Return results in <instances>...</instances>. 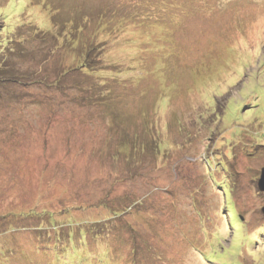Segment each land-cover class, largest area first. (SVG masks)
I'll return each mask as SVG.
<instances>
[{"label": "rangeland", "instance_id": "obj_1", "mask_svg": "<svg viewBox=\"0 0 264 264\" xmlns=\"http://www.w3.org/2000/svg\"><path fill=\"white\" fill-rule=\"evenodd\" d=\"M6 5L0 264H264V0Z\"/></svg>", "mask_w": 264, "mask_h": 264}, {"label": "trees", "instance_id": "obj_2", "mask_svg": "<svg viewBox=\"0 0 264 264\" xmlns=\"http://www.w3.org/2000/svg\"><path fill=\"white\" fill-rule=\"evenodd\" d=\"M47 5H48V2L46 3ZM8 5V4H7ZM7 5L5 6V7H2V9H3V11H4V13L2 14V15H0V17H3V18H7L8 19V16H6V7H7ZM14 6H17L18 7V5H14ZM5 9V10H4ZM9 10H10V8H9ZM2 31H4V30H2ZM48 38H51V37H48ZM60 38H62V37H60L58 34H57V36L56 37H54L53 39L51 38L50 40L52 41L53 40V42H55V41H57L58 43H64V44H66V42H65V40L63 41V42H59L58 40L60 39ZM65 39V38H64ZM78 45V44H77ZM63 46V45H62ZM88 47V46H87ZM79 48V47H78ZM93 48V47H92ZM92 48H89L88 47V49L87 50H89V49H91V51H93L94 50V48H93V50H92ZM76 49H77V46H76ZM75 49V50H76ZM86 54H87V52H86ZM87 60V59H89V56L88 57H86V55L84 56V60ZM87 62H88V60H87ZM85 66H86V64H85ZM68 67V66H67ZM66 67V68H67ZM80 67V66H79ZM79 67H78V69H79ZM68 69H69V71L71 70L70 69V67H68ZM74 70V69H73ZM80 70V69H79ZM11 73V72H10ZM9 75H11L12 76V73L11 74H9ZM14 76V75H13ZM15 76H16V74H15ZM66 76H68V75H66ZM11 78V77H10ZM22 78L23 79H25L24 78V75H22ZM5 80H6V78H4ZM1 81H3V80H0V82ZM36 81V80H35ZM42 81L43 80H41V83H42ZM22 84L24 83V84H27V83H29V82H21ZM219 144L220 143H218V145L216 146L217 147V149L219 150ZM264 147V146H263ZM262 147V148H263ZM259 149V148H258ZM220 152V151H219ZM262 169V168H261ZM254 173H253V178L251 179V181H252V183L253 182H257V183H259V178H260V176H261V172H262V170H259V169H256V171L254 170L253 171ZM256 172V173H255ZM258 185V184H257ZM205 187V186H204ZM259 188V187H258ZM226 189H231V186L229 187V186H227V188ZM261 193V192H260ZM264 193V192H263ZM134 202H136V201H134ZM124 203V202H123ZM139 204H141L142 203V201H139L138 202ZM125 204V203H124ZM134 205V204H133ZM123 206V204L121 203L119 206H118V208L119 207H122ZM119 212H121L122 214H123V212L121 211V210H119V211H116V218L118 217L117 215V213H119ZM45 214V213H44ZM36 215V214H35ZM47 219H48V221L46 222V223H40V224H37V226L35 227V229L37 230V231H40V230H42V229H44V230H47L48 232V234L47 235H45V232L42 234V236L43 237H45V239L46 240H49V241H52L54 238H55V240L57 239V238H59V239H61V241L63 242H70V243H73V242H75V240L76 239H80V237H81V234L83 235V234H86L87 235V238H88V240H89V243H90V241H91V239L89 238V235L87 234V229H82V227H80L81 228V230H83L82 231V233H80L81 231H79L78 230V228H76L75 226H73V224L71 223V222H66V223H64V225L65 226H72V228L74 229V230H76V231H74V233L71 235V234H69L68 232H66V233H64L62 230H60V229H58L59 228V226L57 225V223H56V220H55V218H54V214L52 213V214H49V216L47 217ZM79 224H83V223H79ZM84 228V227H83ZM51 230V232H50V230ZM56 229H58L59 230V232H55V230ZM97 234H99V233H97ZM39 235V234H38ZM50 235H52V237L50 236ZM98 236V235H97ZM96 236V237H97ZM83 262H86V259H81ZM74 261H75V263H76V261H78V259L76 260V258L74 259ZM74 263V264H75ZM225 263V262H224ZM229 263V262H228ZM227 263V264H228ZM234 264H237V263H234Z\"/></svg>", "mask_w": 264, "mask_h": 264}, {"label": "water", "instance_id": "obj_3", "mask_svg": "<svg viewBox=\"0 0 264 264\" xmlns=\"http://www.w3.org/2000/svg\"><path fill=\"white\" fill-rule=\"evenodd\" d=\"M262 172H261V176L259 178V183H258V187H259V190L261 192H264V167L261 169ZM263 213H264V208H263Z\"/></svg>", "mask_w": 264, "mask_h": 264}]
</instances>
